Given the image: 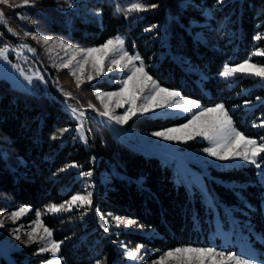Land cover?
<instances>
[{"label":"trees","instance_id":"16d2710c","mask_svg":"<svg viewBox=\"0 0 264 264\" xmlns=\"http://www.w3.org/2000/svg\"><path fill=\"white\" fill-rule=\"evenodd\" d=\"M31 3H0L19 34L25 28L78 48L99 47L123 36L126 49L143 60L161 87L206 108L223 104L237 131L250 138L263 136L259 124L264 122V103L255 101L264 97V86L258 79L236 76L231 82L220 74L225 65L249 59L264 65V56H252L257 50L264 52V0ZM136 3L157 7L128 13ZM257 35L262 38L254 39ZM0 36L2 42L13 40L3 28ZM61 89L71 94L68 102L79 103L89 92L108 91L113 85L95 82L77 88L61 79ZM56 95L16 90L0 79V196L7 200H0V210L27 207L31 218L43 212V224L60 243L63 264H126L124 252L138 245L146 260L176 247H208L214 212L223 227L230 224L257 251L264 250V183L255 166L209 167L206 182L212 204H207L200 192L189 193L175 182L170 165L123 143L99 123L90 121L86 143L80 141L62 95ZM183 122L184 118L144 116L135 117L131 126L157 132ZM65 128L63 136L52 139ZM73 164L76 167H70ZM86 172L92 175H83ZM84 184L91 207L76 204L70 212H45L49 205L85 192ZM127 220L134 223L125 226ZM35 253L36 247L14 252V263L48 261L47 254ZM0 264L8 263L0 257Z\"/></svg>","mask_w":264,"mask_h":264},{"label":"rangeland","instance_id":"374dc122","mask_svg":"<svg viewBox=\"0 0 264 264\" xmlns=\"http://www.w3.org/2000/svg\"><path fill=\"white\" fill-rule=\"evenodd\" d=\"M3 4V3H2ZM0 12L3 13L4 19L7 23H0V28L5 29L7 34L12 37L13 40H10L6 43V41H1L0 38V48L8 49V59L3 60L0 59V79L6 81L11 88L16 90L30 92L34 94L45 93L51 96L58 97L62 95L63 100L62 103L65 109L70 114L71 118L76 122V136L77 138L85 142L86 138V126L90 121L95 123H99L111 130L113 136L125 144L130 145L132 148L142 152L146 155L156 156L160 159V161L171 166L174 172V180L176 183L182 184L186 187L189 193L198 191L203 196V200L207 204H212V197L208 190L207 178L209 167L219 168V167H230V166H245V165H253L247 161L240 159L239 157L230 156L227 160H218L214 156H209L204 149L212 147V142L210 140L204 139L202 136H196L193 139H185L183 142L180 140L170 139L165 140L161 137L154 136L152 133L154 132H146L140 130L138 127L131 126V122L135 117H177L184 118L183 124L172 127L179 128L180 126L188 123L189 120L193 118V114H198L202 109H209L203 107L200 103L199 108H193L191 112H185L181 109L176 108H157L152 111L146 113H137L135 116H132L124 124H118L114 120L109 121L105 117H101L97 111L92 108H88L89 103L94 105L96 109L103 111V107L101 106L100 99L97 98L95 93L99 92L101 95L110 92L119 91L121 84L118 83L119 80L126 77L129 74L128 69L124 71H120L118 69H113L112 72H108L107 66L109 65V60H105V70L101 75L96 76L93 74V79L91 81H87L86 77L89 73L92 72L91 64L85 66L84 70V83L81 86H89L95 82H106L113 85V89L108 91L103 90H93L89 92L87 95L82 97V99H78L79 103L76 102H68V98L65 97L64 90L61 89V79L62 80H70L72 83H75L74 77L71 76L69 69L60 68L57 69L56 65L62 63V58L64 60L67 59V55L64 50L54 47L52 45H44L42 41H37L32 38V34L39 37H47L51 35H45L38 32L29 31L24 28L23 33L19 34L15 31L11 24L9 23V19L6 16L5 12L0 9ZM11 29V31H9ZM28 32L30 35L25 36L24 33ZM1 37V36H0ZM124 41L123 48L125 51L129 53V55H137L136 53H131L126 49L125 39L123 36H117ZM53 39H57L52 37ZM116 38V37H115ZM6 39V38H4ZM114 39V38H113ZM69 44V43H66ZM72 45V44H71ZM52 47V52L49 53L48 49ZM73 48H78L72 45ZM94 48V47H91ZM79 49H90V48H79ZM261 51V50H257ZM256 52V51H255ZM254 52V53H255ZM252 54V56H256ZM260 57V56H257ZM81 59V57H77V60ZM110 59V58H109ZM258 65L264 66L260 63L253 62ZM139 64V61H137ZM239 65V64H238ZM235 66V65H234ZM73 67H75V62H73ZM146 70V67H145ZM223 71V70H222ZM222 73V72H221ZM58 75V76H57ZM60 75V76H59ZM39 76L42 79H37ZM221 78L227 81L235 82L236 76L249 77L253 79H258L259 83L264 86V80L259 77H255L248 74L236 73L235 75L225 78L220 74ZM61 78V79H60ZM181 98L186 99L180 95ZM84 101L85 105H81ZM264 103V97L255 101V104L258 102ZM143 101L138 100L137 104H141ZM105 103H109L110 107L114 109L115 115H123L124 111L127 108V105L124 108H116L115 101H107ZM220 105V104H219ZM252 106V105H247ZM216 107V106H215ZM71 108H76L77 113H73ZM214 108V107H211ZM83 110L85 115L81 118L78 116V112ZM226 110V109H225ZM227 111V110H226ZM228 112V111H227ZM215 115V114H213ZM229 115V112H228ZM230 117V115H229ZM210 116L202 117V120L211 119ZM81 124L83 125L81 129ZM264 125L263 123L259 124V127ZM232 126L234 127L233 123ZM235 128V127H234ZM80 129V130H78ZM170 129V128H169ZM236 129V128H235ZM167 130V129H166ZM163 130V131H166ZM237 130V129H236ZM160 132V131H157ZM264 132V130H263ZM176 136H184L185 133L178 132L175 133ZM246 137V136H245ZM257 142V144L264 143V133L263 136L258 138H250ZM257 161L260 163V167H256L258 170V176L260 180L264 183V153H261L257 158ZM83 189L85 192L80 193L81 195H87L86 192L87 184H84ZM0 200L7 201L5 197L0 196ZM79 205V203L77 202ZM264 205V204H263ZM19 208H15L13 210L2 209L0 210V221L3 222V227H0V257L4 259L8 264H15L14 258L12 254L14 252H21L25 248H33L36 247L37 250L45 243V241H38L35 243L29 242L27 233L31 231V229L35 226L34 221L36 220V212L34 216L31 218L30 209L28 212L20 216L19 219L16 220L15 223L9 219L11 212L18 210ZM43 215V212H41ZM41 215V221H42ZM213 223H214V231L209 234V241H211V245L208 247H214L218 251H224L226 253H232L240 255L243 258L251 259L253 264H264V250L257 251L246 236H243L242 233L238 229H232L230 224L225 228L222 226L221 222L218 220L216 212L213 214ZM14 229H19L18 233H14ZM19 235L20 239H17L16 236ZM37 237L39 235H44L46 240L48 239L46 234L43 232V229H37L36 233ZM51 240L52 237L50 238ZM142 249V248H141ZM138 253L136 260H129L126 256L127 251H136L135 250H126L123 255V263L126 264H151L152 261L158 259L162 254L156 255L154 259H145L142 257V250ZM48 255V261L53 259L51 253H42ZM59 255V254H58ZM60 258V257H59ZM61 260V258H60ZM46 264V263H45ZM61 264H63L61 260Z\"/></svg>","mask_w":264,"mask_h":264},{"label":"snow or ice","instance_id":"6c2138e0","mask_svg":"<svg viewBox=\"0 0 264 264\" xmlns=\"http://www.w3.org/2000/svg\"><path fill=\"white\" fill-rule=\"evenodd\" d=\"M8 2L9 0H0V3L3 4H8ZM217 3L223 4L224 0H217ZM17 6L23 7L33 5L31 0H22V4ZM148 7L156 8L157 5L151 4L146 7L140 3H136L128 8L127 12H142L146 11ZM0 23H7L2 12H0ZM9 31H11V29H9ZM24 35L28 36L30 33L25 32ZM32 38L37 41H42L44 45H52L64 50L67 59L64 60L62 58V63L56 65V67L58 70L60 68L69 69L71 76L75 79L77 88H80L81 84L85 82L83 79L84 70L85 66L89 63L91 64L92 72L87 75V81L93 79L92 73H95L96 76L102 74L105 70V60H109V65L106 69L108 72H112L114 68L120 71L128 69L129 74L118 81V83L121 84L119 91L105 93L103 95L99 92L95 93L97 98L100 99L103 111L96 109L91 103L88 105V108L97 111L101 117H105L109 121L114 120L118 124H124L137 113H146L157 108L168 107L191 112L193 108L200 107L195 101L181 98L180 93L161 87L145 70L143 60L138 55H129V53L124 50V41L119 37L109 39L99 47L86 50L73 48L71 44H66L63 40H56L50 36L39 37L32 34ZM261 38L260 35L254 37V39L257 40ZM48 52H52V47H49ZM254 55L264 56V52L256 51ZM77 57H81V59L77 60ZM0 59H8L7 48H0ZM137 61H139V64H137ZM73 62H75V67H73ZM236 73L248 74L264 80V66L253 63L250 59L235 66L225 65L221 75L227 79ZM36 78L42 79L39 76ZM65 97L71 98V94L65 93ZM105 100H114L116 108H124V106L127 105L123 115H115L114 109L110 107L109 103H105ZM138 100H142L143 102L137 104ZM71 111L77 113L76 108H71ZM84 115L85 113L83 110L78 112L79 117L82 118ZM205 116H210L212 118L202 120V117ZM82 127L83 125L81 124V129ZM67 131V128L60 130L59 136L54 134L52 139H58ZM178 132H183L185 135L182 137L176 136L175 133ZM152 135L161 137L165 140L175 139L181 142L185 139H193L196 136H202L204 139L212 142V147L204 149L209 156H214L218 160H227L230 156L239 157L250 164H255L258 168L260 167V163L256 158L261 153H264V143L257 144L255 140L246 138L232 126V120L223 104L217 105L214 108L202 109L198 114H193V118L179 128H170L166 131L154 132ZM70 167H76V165L73 164L70 165ZM64 170L65 169H61V171ZM83 175L91 176L92 173L86 172L83 173ZM77 202L80 207H84L85 205L91 207V194L73 195L70 200L62 204L49 205L45 209V212L52 214L70 212ZM28 211L29 209L27 207H21L11 212L9 219L15 223L20 216ZM41 215L42 213L40 211L36 212V220L34 221L35 226L27 233L28 240L32 243L45 241L35 254L39 255L45 252L51 253L53 259L47 261L46 264H61L58 255L60 252V243L50 239L52 237V231L43 224ZM97 215H99V213H97ZM117 219L119 220L120 218ZM124 223L125 226H128L134 222L127 220ZM3 226V222L0 221V227ZM100 226L104 228L106 232L109 230L104 223H101ZM37 229H43L48 239L46 240L44 235H39L37 237ZM13 232L18 233L19 229H14ZM16 238L20 239V236L17 235ZM141 247L142 246L138 245L136 251H127V258L129 260H136ZM96 264H101V262L97 261ZM151 264H253V261L237 254L218 251L214 247L182 246L164 252L158 259L152 261Z\"/></svg>","mask_w":264,"mask_h":264}]
</instances>
